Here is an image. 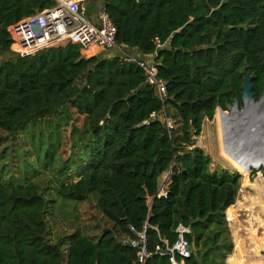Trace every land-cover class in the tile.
I'll return each instance as SVG.
<instances>
[{
    "label": "trees",
    "instance_id": "obj_1",
    "mask_svg": "<svg viewBox=\"0 0 264 264\" xmlns=\"http://www.w3.org/2000/svg\"><path fill=\"white\" fill-rule=\"evenodd\" d=\"M53 4L0 0V130L14 135L50 116L69 126L73 112L83 115L81 135L71 128V152L61 168L75 178L56 192L62 200L93 198L110 226L98 236L75 231L52 242L49 201L38 186L0 180V264H135L136 249L125 240L134 237L129 226L141 231L144 223L145 264H170L155 248L163 240L173 244L179 224L189 228L185 264H227L234 245L225 211L241 175L211 169L190 129L197 135L203 119L234 98L241 105L245 74L253 97L261 96L264 0H101L117 44L137 49L140 58L155 53L157 75L166 81L164 107L177 126L170 131L159 119L142 124L162 104L137 65L117 56L84 57L71 43L29 56L11 50L8 26ZM59 143L48 142L46 161L58 162ZM257 171L264 175V168ZM163 178L167 196L158 198Z\"/></svg>",
    "mask_w": 264,
    "mask_h": 264
},
{
    "label": "rangeland",
    "instance_id": "obj_2",
    "mask_svg": "<svg viewBox=\"0 0 264 264\" xmlns=\"http://www.w3.org/2000/svg\"><path fill=\"white\" fill-rule=\"evenodd\" d=\"M86 8V18L96 24V19L101 10V0H86ZM123 50L138 56L136 52L131 51L127 47H123ZM105 53L101 49L96 52V54L100 55ZM3 58L4 56L0 57V62ZM218 108L216 107L211 119H203L200 132L196 135L193 131L191 135L194 142L193 146L201 148L210 156L211 169L225 168L230 171H236L241 175L240 188H242V191L238 193V198H242V201L250 204L249 209L244 208L243 204L241 206L238 205L237 211L239 214L236 219L227 221L234 246L231 254L226 258V263L230 264V257L238 250L236 252L237 256L239 259L241 258L239 264H244L245 262L247 264H264V248L263 250L259 249V256L253 255V252L250 251V240L247 239L248 222L254 215H259L262 219L252 224L251 228L256 233L264 232V203L262 204L264 202V175L256 169L252 173V167L249 166L250 172L246 173L249 182L245 181L244 174L240 173L233 164L225 159L223 146L228 144L225 142H228V138L232 137V135L229 132L225 140L221 137L222 131L219 129L218 114L216 112ZM72 116V121L68 123L69 126L66 125L65 120H60L59 122L56 117L50 116L25 125L24 129L14 135L0 130V180L14 186L28 182H33L38 186L39 190L49 201L45 218L49 229L48 238L52 242H56L58 239L64 238L75 231H89L88 234L98 236L102 228L110 226V222L102 216L96 207L93 198L84 201H71L62 200L57 196L56 190L68 179L75 178L74 176L67 177L61 171L64 160L71 152V142L68 137L71 128L75 125V135H81V128L84 124L83 115L73 112ZM224 118L226 119L227 115H224ZM176 128L177 126H175V130ZM229 128H232L231 124ZM230 129L229 131H231ZM76 139L75 136L74 140ZM49 141H60L57 149L59 154L56 156L58 162L51 159L46 161L47 159L44 158L43 149ZM39 142H41L42 147L38 153L37 146ZM66 165H70L69 162ZM70 166L74 167V165ZM149 202L150 199H148V204ZM226 211L228 218H232L231 215L233 214L230 208ZM237 245L238 247H236Z\"/></svg>",
    "mask_w": 264,
    "mask_h": 264
},
{
    "label": "built area",
    "instance_id": "obj_3",
    "mask_svg": "<svg viewBox=\"0 0 264 264\" xmlns=\"http://www.w3.org/2000/svg\"><path fill=\"white\" fill-rule=\"evenodd\" d=\"M86 10V0H54V4L50 7L38 9L37 12L8 26L7 30L12 39L11 50L19 56H29L39 51L71 43L79 45L80 51L98 47L106 52L104 54L106 58L117 56L124 63L135 64L142 69L145 83L154 89L162 104L160 111L151 112L142 124L159 119L168 131L172 130L175 126L174 119L167 114L164 107L167 99L166 81L157 75L155 53L152 56L140 58L124 51L123 47L126 46L116 43L115 27L108 13L101 9L97 23L93 24L86 18ZM155 41L156 47H160L159 40L155 38ZM241 191L242 188H239L238 192ZM166 196L167 188L165 178H163L156 197ZM147 227L148 224L144 223L143 230L136 231L133 226H129L134 237L125 242L136 249L135 264H145V259L149 255L146 249L145 229ZM175 232L177 235L174 243L169 245L166 240H163V245L156 246L155 253L167 256L170 264H185L184 260L191 255V246L185 239L189 228L179 224Z\"/></svg>",
    "mask_w": 264,
    "mask_h": 264
},
{
    "label": "bare ground",
    "instance_id": "obj_4",
    "mask_svg": "<svg viewBox=\"0 0 264 264\" xmlns=\"http://www.w3.org/2000/svg\"><path fill=\"white\" fill-rule=\"evenodd\" d=\"M217 112V114H218V116L219 117H224V115L225 114H223L219 109L216 111ZM249 118H239V120L241 119V121H243V122H241V123H239L240 125H242L241 126V128L240 129H242V130H244L245 131V133H248V134H252V136H254V133H258L257 135H255L254 137H253V139L252 140H254L255 139V141H250V142H252V143H250L248 146H250L249 147V149H247V151H249L250 149H252L253 148V146H258V148L262 145V143L264 142V124L262 125V127L261 126H257L256 125V122H258L259 124L261 123V120L260 119H263L264 120V116L263 115H261V114H257V112L256 113H253L252 114V117L251 116H248ZM251 118V119H250ZM233 119V116L232 117H230V116H227V120H228V122L231 124V125H233V126H237L235 123H233L231 120ZM237 119V118H236ZM249 120H251V122H249ZM251 124V125H250ZM218 125V124H217ZM228 125L226 124V127H227ZM258 127V128H257ZM261 127V128H260ZM219 129H220V131H222V127L220 128V122H219ZM261 131V132H260ZM226 132V131H225ZM239 133L237 132L236 134H235V136H239L238 135ZM256 139H258L257 141H256ZM264 148V145L261 147V150ZM225 151V150H224ZM236 151H238V152H240V149H238V150H232V149H230V152H231V154H236V155H229V154H225V153H223V155H224V157H225V159L228 161V162H230L231 164H233L234 166H235V168L240 172V173H242V174H248V172H250V170L247 168V164H246V162H247V160H249V159H252V161H254V162H256L255 161V159H254V156L253 155H247V156H241V155H239V153L238 152H236ZM226 152V151H225ZM227 153V152H226ZM243 154H245V151H244V153ZM249 164H251V163H249ZM259 166V165H258ZM251 167H255V166H252L251 165ZM257 167V166H256ZM230 208V211H232V208L231 207H229ZM228 208V209H229ZM241 216H242V214H241ZM231 217L232 218H234L233 217V215H231ZM255 231V230H254ZM251 235V234H250ZM255 237H257V235L255 234H253V232H252V235L251 236H248V238L247 239H249L250 240V243H252V247H251V252H253V255H255V256H259V248H263L264 247V241L261 243V242H259V243H256L253 239L255 238ZM236 240H237V238H236ZM238 241H240V240H238ZM248 241V240H247ZM245 244V243H244ZM262 245V246H261ZM239 246H241V245H239ZM236 247H238V245L236 246ZM240 249V248H239ZM248 249V248H247ZM249 250V249H248ZM249 251V252H250ZM236 252H238V250L236 251ZM234 253V255L233 256H231L230 257V262H231V264H239L241 261H240V259L238 258V256H237V253ZM244 253V252H243ZM248 254V253H247ZM239 255V254H238ZM246 256V255H245ZM250 256H251V254H250ZM245 260V259H244ZM243 260V261H244ZM259 260V259H258ZM245 262V261H244ZM249 263V262H248ZM244 264H247V262H245Z\"/></svg>",
    "mask_w": 264,
    "mask_h": 264
},
{
    "label": "flooded vegetation",
    "instance_id": "obj_5",
    "mask_svg": "<svg viewBox=\"0 0 264 264\" xmlns=\"http://www.w3.org/2000/svg\"><path fill=\"white\" fill-rule=\"evenodd\" d=\"M228 106L229 105H227V107H226V109L225 110H223V111H226V110H228ZM238 107H239V109H241L242 107H243V103L241 104V105H238ZM227 116H229L228 114H226ZM261 120V123L259 124L258 122H256V125L257 126H261V125H263L262 123H264V120L263 119H260ZM233 123H235L237 126H233V125H231L232 126V128L230 129L229 128V126H230V123L228 122V120H227V118L225 119L224 117H219L218 116V122H220V124H221V126H222V132H221V137H223V140H225V137L226 136H228L229 135V132L231 133V135H232V137H230V138H228V142H225V143H228L229 144V146H228V144L227 145H225V146H223V149L227 152H225L224 151V153L225 154H229V155H236V154H231V152H230V149H232V150H238V149H240V152H238V151H236V152H238L239 153V155H241V156H247V155H253L254 156V159H255V161L256 162H254V161H252V159H249V160H247V162H246V164H247V168L249 167V166H258V165H260V164H264V148L261 150V147L264 145V142L262 143V145L258 148V146H253V148L252 149H250L249 151H247V149H249V147L250 146H248L250 143H252V142H250L252 139H253V137L255 136V135H257L258 133H254V136H252V134H248V133H245V131L244 130H242V129H240L241 128V126L242 125H240L239 123H241V122H243V121H241V120H239V119H236V118H233L232 120H231ZM223 122H225V123H223ZM226 124L228 125L227 127H226ZM233 127H235V130L233 129ZM229 129L231 130V131H229ZM226 131V132H225ZM239 133L238 135L239 136H235V134L236 133ZM224 133V134H223ZM225 133H228V134H225ZM247 139V141H249V142H247L246 143V139ZM258 139H256V141H257ZM253 141V140H252ZM244 151H245V154H243L244 153ZM249 163H251V164H249ZM250 170V169H249ZM244 180L245 181H248V178H247V175L245 174L244 175ZM249 182V181H248Z\"/></svg>",
    "mask_w": 264,
    "mask_h": 264
},
{
    "label": "water",
    "instance_id": "obj_6",
    "mask_svg": "<svg viewBox=\"0 0 264 264\" xmlns=\"http://www.w3.org/2000/svg\"><path fill=\"white\" fill-rule=\"evenodd\" d=\"M37 11H38V8L34 10V12H37ZM241 101L243 103V107L241 109H239L238 107L239 101L237 98L233 99V103L228 106V110L223 111L220 108L218 109L221 110L222 112L228 113L230 117L233 116V118H237V119L249 118L248 116L252 117V114L256 112L257 114H261L264 116V90L262 91L261 96L258 99H255L251 93V76H249L248 74H245L244 76V81H243L242 90H241ZM249 122H251V120H249ZM233 129L235 130V127H233ZM192 132L193 130L190 129V134H192ZM245 141L246 143L249 142L247 141V139ZM253 141H255V139ZM261 168H264V164H260L257 167H252V169H256V170H260Z\"/></svg>",
    "mask_w": 264,
    "mask_h": 264
},
{
    "label": "crops",
    "instance_id": "obj_7",
    "mask_svg": "<svg viewBox=\"0 0 264 264\" xmlns=\"http://www.w3.org/2000/svg\"><path fill=\"white\" fill-rule=\"evenodd\" d=\"M101 11V10H100ZM97 20V19H96ZM99 49L100 48H98V47H91V48H87V49H83V50H81L80 52H81V54L84 56V57H90V56H92V55H95L96 54V52H98L99 51ZM131 51H134V52H136L138 55H140V53L137 51V49H130ZM131 53V52H130ZM103 57H104V55H103ZM144 57V56H143ZM260 173V172H259ZM258 189H260V188H258ZM239 193V192H238ZM243 199L241 198H238V195H237V198H236V200H235V202H234V204H232L230 207H232V214H233V217L234 218H228V215H227V211H225V215H226V219H227V221H229V220H235L236 219V216L239 214L238 213V211H237V209H238V205L239 206H241L242 204L244 205V208H248L249 209V207H250V204H247V203H245L244 201H242ZM253 200H254V198H253ZM264 202H262V204H263ZM262 204H261V206H262ZM227 210V209H226ZM234 211V212H233ZM260 219H262V218H260V216L258 215H254V216H252V218H250V221L248 222V227H247V234H248V236H251L252 235V232H253V234L255 235H257V237H255L253 240L256 242V243H259V242H263L264 241V232L263 233H256V231H254L252 228H251V226H252V224H254V223H256L258 220H260ZM251 234V235H250ZM233 240V239H232ZM261 242V243H262ZM249 243H250V241H249ZM250 245H251V247H252V243H250ZM262 246V245H261ZM264 248V247H263ZM263 248H259L260 250H263ZM260 250H259V252H260ZM235 253V252H234ZM230 262V261H229ZM230 264H231V262H230Z\"/></svg>",
    "mask_w": 264,
    "mask_h": 264
}]
</instances>
